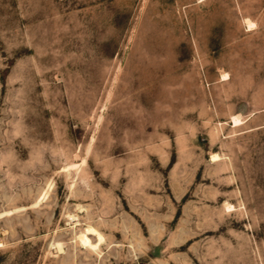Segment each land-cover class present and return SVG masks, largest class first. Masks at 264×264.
<instances>
[{"label": "rangeland", "instance_id": "374dc122", "mask_svg": "<svg viewBox=\"0 0 264 264\" xmlns=\"http://www.w3.org/2000/svg\"><path fill=\"white\" fill-rule=\"evenodd\" d=\"M0 264H264V0H0Z\"/></svg>", "mask_w": 264, "mask_h": 264}, {"label": "bare ground", "instance_id": "6f19581e", "mask_svg": "<svg viewBox=\"0 0 264 264\" xmlns=\"http://www.w3.org/2000/svg\"><path fill=\"white\" fill-rule=\"evenodd\" d=\"M239 121H240V120H238L237 118L233 120V122H234L235 125L239 124ZM211 160H213V161L218 160V156H217L216 154L212 155V156H211ZM88 234H91V235L96 236V238H97L96 241H98V244L103 240L102 235H101L97 230H95V229L92 228V227H87V228L85 229V232L79 234V236H78V240L80 241V243H81L84 247L87 246V245H90V240H89V238L87 237ZM98 244H97V245H98ZM90 246H91V245H90ZM93 247H96V245H94ZM60 248H61V247H60Z\"/></svg>", "mask_w": 264, "mask_h": 264}]
</instances>
